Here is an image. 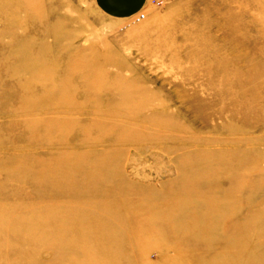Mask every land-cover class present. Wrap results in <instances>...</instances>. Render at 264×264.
I'll return each instance as SVG.
<instances>
[{
    "label": "rangeland",
    "instance_id": "1",
    "mask_svg": "<svg viewBox=\"0 0 264 264\" xmlns=\"http://www.w3.org/2000/svg\"><path fill=\"white\" fill-rule=\"evenodd\" d=\"M91 226L99 264H264V0H0V264H97Z\"/></svg>",
    "mask_w": 264,
    "mask_h": 264
},
{
    "label": "crops",
    "instance_id": "2",
    "mask_svg": "<svg viewBox=\"0 0 264 264\" xmlns=\"http://www.w3.org/2000/svg\"><path fill=\"white\" fill-rule=\"evenodd\" d=\"M145 3L146 0H94L95 6L100 11L115 18L130 16L137 10L144 8Z\"/></svg>",
    "mask_w": 264,
    "mask_h": 264
},
{
    "label": "bare ground",
    "instance_id": "3",
    "mask_svg": "<svg viewBox=\"0 0 264 264\" xmlns=\"http://www.w3.org/2000/svg\"><path fill=\"white\" fill-rule=\"evenodd\" d=\"M5 7V6H4ZM37 17V16H36ZM34 18V17H33ZM36 19V18H35ZM35 21V20H34ZM31 39V38H30ZM21 45V44H20ZM32 45V43H31ZM18 47V46H17ZM23 48V47H22ZM19 57V56H18ZM17 58V57H16ZM33 60V59H32ZM3 62V61H2ZM21 65V64H20ZM24 68V67H23ZM14 69V68H13ZM12 69V71H13ZM10 71V70H9ZM11 72V71H10ZM20 75V74H19ZM17 77V76H16ZM33 77V76H32ZM37 77V76H36ZM15 78V77H14ZM33 79V78H32ZM125 89V88H124ZM92 230L89 233L90 234V247L87 249H81V252H83L82 255H84V253L88 252L89 254L95 255L96 258L94 259V261L99 264L101 262V260H105L108 256V253L106 251L103 250V248L98 249L97 248V244L104 241L105 240V236L104 233L102 232L101 228H94L93 226H91ZM237 248V247H236ZM230 249V248H229Z\"/></svg>",
    "mask_w": 264,
    "mask_h": 264
}]
</instances>
